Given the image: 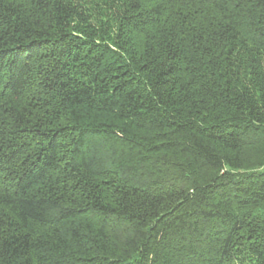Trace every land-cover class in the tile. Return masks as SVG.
<instances>
[{
    "label": "trees",
    "instance_id": "obj_1",
    "mask_svg": "<svg viewBox=\"0 0 264 264\" xmlns=\"http://www.w3.org/2000/svg\"><path fill=\"white\" fill-rule=\"evenodd\" d=\"M0 264H264V0H0Z\"/></svg>",
    "mask_w": 264,
    "mask_h": 264
}]
</instances>
